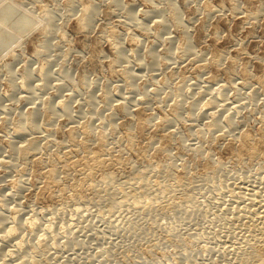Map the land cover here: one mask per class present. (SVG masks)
<instances>
[{
    "label": "rangeland",
    "instance_id": "374dc122",
    "mask_svg": "<svg viewBox=\"0 0 264 264\" xmlns=\"http://www.w3.org/2000/svg\"><path fill=\"white\" fill-rule=\"evenodd\" d=\"M172 1L179 11L182 23L180 27L169 21L171 15L169 0H122L120 5L112 0H0V144L2 151H0V210L4 208L5 213L14 217L16 221L19 220L18 218L26 219L33 215L39 221L51 223L53 235L61 239L54 247H51L52 249L49 248V251L51 249L53 253H48V250H46L47 252L39 251V256V252H36L38 254L34 256L37 260H42L40 261L42 264H102V262L105 264H161L163 262L162 264H164L165 258L177 257L179 259V255L183 258L186 257V261L189 258L204 262L206 260H208L206 262L215 261L220 257L217 253L220 237H214L211 232L214 231V226L221 223L220 217H217V207L221 200L220 196H222V191L219 190L220 183L222 184L221 187L224 188L230 185L235 177L241 178L245 175V177H256L257 173L264 171V141L261 143L262 156L260 155L253 161L246 159L243 160V163L238 160L236 162L233 153V148L240 145V137L244 132L250 133L256 140H264V91L260 92V89L263 88L259 86L261 82H264V14L258 16L260 19L258 17L251 18V15L253 16L258 9H262L264 12V0ZM87 5L93 6L95 11L91 15L92 21L84 26L80 21L84 15L83 9ZM218 7L222 8L220 12L215 11L214 15L208 14L209 9H217ZM87 13L90 14V11ZM207 15L209 18L206 19ZM26 17L27 19H25ZM160 18L169 25V28L166 26V30H162V32L157 31L159 30L157 20H161ZM7 20L10 23L7 24L5 22ZM48 21L51 22L48 24ZM121 22L125 24H121ZM182 28L188 31L194 51L198 54L202 53L204 56V62L207 64L201 62L204 67L206 66L203 70H200L196 64L193 66L186 64L185 58L181 59L183 57L181 48L185 45ZM112 30L115 31L116 37L112 36ZM116 41L119 42L116 43ZM113 43L117 45L114 44V47ZM118 48L121 49L120 51L122 49L127 51L128 56H126L124 63H122L123 61L121 64L116 62V66L113 68L112 63L119 51ZM214 53L215 55L224 53L226 60L224 59L220 64H214ZM169 63L172 65L171 70L170 67L167 68L166 66ZM217 65L222 66L221 68L219 66L218 69ZM156 66L159 69H156ZM226 67L229 68L230 72H225L226 69L229 71ZM124 68L130 71L132 69L135 74L140 76L134 79L135 77L132 78V74L129 73L125 84L120 80L122 78L121 71ZM223 70L225 71L223 72ZM245 71L246 74L244 75ZM25 73H28L31 78L27 87L24 83L25 79L22 78ZM181 77H185L186 81H189L190 84L193 83V85L186 88L185 110L181 114L180 120L174 121L171 127L175 131L171 153L174 156L180 154L178 143H185L186 145L191 143V146L196 145L198 147L203 142L205 147L211 145L212 148L210 154H203V157L197 155L195 150L187 151L183 156L176 157L178 167L175 172L183 176L181 166H187L189 177L192 178V181H196L189 187L191 190L187 188L188 192H186L187 189L184 192L189 193L188 195L193 200L195 199L194 201L191 199L195 206L190 204L189 207V203L186 204L184 198H180L181 193L169 195L170 191H167L164 194V201L172 205L174 202L175 207H171V205V208L169 207L170 209L168 208L169 210L167 209L164 213L156 211L140 217L139 223L143 229L138 227L130 233L127 231L128 229L123 232L122 224L124 225L125 221H121V219L126 220V218L131 217V214L126 213V216L124 212H117L118 214L114 213L118 216L116 219L115 215L97 218L93 212L92 215L84 214L85 217L80 218V214L75 211L71 204L75 198L73 183L68 179H61L62 185L60 184L59 194H65V198L68 200L66 203L58 205L56 203L61 201L59 196L53 197V199L47 195L48 193L41 194L44 185L37 177L39 167L34 165L24 179L26 191L20 198L13 202L8 201L6 204L1 202L6 194L5 187L12 178V174H8L10 177L2 176L4 175L3 159L7 154L5 144L10 136V134L4 138L1 136V129L4 127L2 121L5 118L7 120L6 129L12 131L15 122L19 118L25 119L26 115L34 109L40 108L39 112H42L47 103L56 109H60L61 104L69 103V114L65 115L58 112L50 123L51 129L54 131L51 137L53 140H64L65 132L69 126L78 125V129H80L82 124H88L92 126L95 138H103L104 135L106 141L111 145H121L124 143L119 142L120 137L123 136L125 128L130 124L129 122L138 123L139 116L141 118L153 116L154 122H158L166 114L169 116ZM233 81L235 85H233ZM242 82L243 85H241ZM244 82L248 83L247 86ZM189 83L186 87L190 86ZM22 84L23 86H21ZM208 86H210L209 89ZM236 87L241 91L238 92L239 95ZM255 89L258 90L259 94ZM145 91L147 92L146 95H144ZM212 95H219V100L224 101L225 104L234 102L235 96L240 95L246 99L245 101H243L244 99L241 100L240 103L245 104L248 100L245 108L241 109L242 112L239 110L240 113L234 112L230 109L231 105L227 104L226 107L230 110L227 108L228 111H226L225 107L222 109L220 107L219 110L214 111V117L216 116L215 118L222 124L223 127L221 126V128L223 129L213 132L208 130L210 118L203 113L206 108L205 104ZM123 96H126L127 100L142 98V101H148L147 104L145 103L146 105L144 104L146 110H143V106L136 105V107H132L131 115L118 111V105L126 100ZM234 104L238 103L234 102ZM231 115L235 116L233 117L235 122V125H232L233 128L227 125ZM111 118L115 119V126L110 127L109 120ZM190 122L191 124H189ZM36 123L39 125L38 130L43 133L47 132L46 129H48L49 124L43 117ZM137 123L132 124L131 131L137 148H139L147 145L148 139L152 136V131L143 132ZM112 129L116 132L115 134H113ZM200 131L202 141L199 139ZM78 137L81 140L86 139V136L80 131ZM209 142L212 143L209 144ZM45 153L42 152V155L46 156ZM147 154V158L138 162L145 165H155V168L151 166L154 170H157L166 160L165 156L158 154L155 148H151ZM133 155L134 153L123 154L125 158L136 163L137 159ZM207 159L211 163L220 162L221 166L223 165L221 171L212 173L209 182L202 179L204 164L209 162ZM15 162L18 163V160L16 159ZM151 167L149 169H152ZM121 171L124 173L127 169L122 168ZM235 173L239 176L233 175ZM14 174L16 175V173ZM98 176L85 177L87 184L85 183L83 189L79 190L81 193L78 192L76 198L87 200L92 197V185L98 180ZM227 183L229 184L227 185ZM172 195L173 197H171ZM56 205L57 207H55ZM35 208L37 213L34 212ZM120 215L123 218L119 217ZM142 219L144 220L142 221ZM112 221L115 224H112ZM120 221L121 223H119ZM65 235L68 237L66 240ZM22 238L24 239H22L23 246L32 243V233L22 232ZM68 239L71 241L69 242ZM113 244L116 246L111 248L112 252L110 256H107L108 258L99 256L103 249ZM0 255H3L2 250ZM35 257L33 259L37 261Z\"/></svg>",
    "mask_w": 264,
    "mask_h": 264
},
{
    "label": "bare ground",
    "instance_id": "6f19581e",
    "mask_svg": "<svg viewBox=\"0 0 264 264\" xmlns=\"http://www.w3.org/2000/svg\"><path fill=\"white\" fill-rule=\"evenodd\" d=\"M112 1L114 3H116V4L118 3V5H120L119 3L122 0H112ZM232 4H234V3H232ZM169 6H170L169 11L171 14L170 19H169L170 23H173V25L180 27L182 23H181L178 8L175 6V4L173 3L172 0H169ZM236 6L238 7L237 4H236ZM221 7H218L217 9H215V8L209 9L208 8L209 9V10L207 9L208 14L214 15L213 13L215 11L220 12L222 10ZM83 8H84V6H83ZM204 8H205V6H204ZM206 8H207V5H206ZM234 8L236 9V7H234ZM83 10H84V12H83L84 15L81 17L80 22H81V24H83L85 26V25H88L90 23V21H92L91 15H92V13L94 14L95 10H94V7L90 6V5L89 6L87 5ZM89 11H90V14L87 13ZM110 11H112V10H110ZM260 14L261 15L264 14L262 9L261 10L258 9L257 11H255L253 16L251 15V18L258 17ZM113 15H115V14H113ZM245 16H246V14H245ZM207 17H208V15L205 18L207 19ZM25 19H27V17ZM144 19H147V18H144ZM250 20H253V19H250ZM157 21H156L158 23L157 27L159 29V30L156 29L157 31L162 32V30H166L167 27L169 28V25H167V23L164 20L161 19V20H157ZM5 22L7 24L10 23L8 20ZM50 22L51 21H48V24ZM122 22H124V21H122ZM122 22H121V24H125ZM152 22H153V20H152ZM81 27H83V26L81 25ZM182 34L184 37L183 41H185V45L183 48H181L182 49L181 53H183L182 54L183 57H182V55H180L182 57L181 59L185 58L186 59L185 61H187L186 64L192 65V66L194 64H196L197 66H199L200 70H203L206 67V66L204 67L203 63H201L202 61L204 62V60H205L204 56L202 55V53L198 54L194 51L195 49H193V45L190 41V37H189L188 31L186 29H183ZM170 35H171V32H170ZM112 36L116 37V33L113 30H112ZM162 39H163V37H162ZM112 40L114 41V39H112ZM117 42H119V41H116V43ZM116 43H113V46ZM116 48H117V46H116ZM120 50L121 49H119V51L117 50L118 51L116 53L117 55L114 57V60L112 63L113 68H115L116 62L121 64V62L123 61L122 63H124L125 62L124 60H126V56H128L127 51H125V50L123 51V49H122V51H120ZM225 57H226V55L224 53H219L216 55L214 53V57H213L214 64H220L225 59ZM209 61H210V59H209ZM205 64H207V63H205ZM170 65L171 64L169 63L166 66H167V68L170 67L169 69L171 70L172 65L171 66ZM182 65H183V63H182ZM219 66H218V69H219ZM221 66H220V68H221ZM234 66H236V65H234ZM140 67H142V66H140ZM157 68L158 67L156 66V69ZM187 68H188V66H187ZM210 68H211V66H210ZM226 68H228V67H226ZM226 68H224V69H226ZM221 70H220V72H221ZM228 70H229V68H228ZM243 70H245V68H243ZM154 71H156V70H154ZM224 71L225 70H223V72ZM197 72H199V71H197ZM225 72H230V70L227 71V69H226ZM233 72H234V70H233ZM129 73L132 74V78L135 77L134 79H136L137 76H140V75L135 74L132 71V69L130 71L129 69L124 68L121 71L122 78L120 80L125 84H126L127 79L129 77ZM172 73H174V71H172ZM235 73H233V74H235ZM245 74H246V71H245L244 75ZM226 75H229V74L227 73ZM247 76H248V74H247ZM48 77H49V75H48ZM48 77H46V78H48ZM22 78L25 79L24 83H25V86L27 87V83L31 81L30 75L28 73H25V74H23ZM229 78L230 77H228V79ZM214 80H215V78H214ZM263 81H264V79H263ZM231 82H232V80H231ZM188 83H189V81H186L185 77H181L180 83H179V85H177V88H176V95L173 98V101H174L173 105L171 106V109L169 108L170 109L169 114H168L169 116H167V114H166V116L161 117L158 122H154L153 116H150L147 118H141V116H139L140 119L137 118V119H139L138 123L137 122H134V123L129 122L130 123L129 126L127 128H125L123 136L120 137L119 142L124 143L121 145H111V143L106 141V139L104 138V135H103V138H99V139L95 138V132H94L92 126H90L88 124H84V125L82 124L80 129H78V127H79L78 125L77 126H69L68 130L65 132L66 135H65L64 140H62V141H57L55 139L53 140L51 137L53 136L54 131H53V129H51L50 123L52 122L54 116L58 112L63 113L65 115L69 114V110H70L69 103L61 104L60 109H56V108L50 106L48 103L45 105V107H44L45 110L42 112H39L40 108L38 110L34 109V111H32L31 113L26 115L25 119L19 118L15 122V126L13 127L12 131L6 129L5 124H6L7 120L4 117L5 119L2 121V123L4 124V127L1 129L2 130L1 136H2V138H4L5 136H8V134H10V136H9V140L5 144L6 148H7V150H6L7 154L5 156V159H3L4 163H3L2 167L4 168V175H2V176L6 177V176H9L12 174L11 175L12 178H11V181H8L9 183L5 187L6 194L4 195L1 202L3 201L4 204H6V202L8 203V201L13 202V201L18 200L20 198V196L26 191L24 179L27 176V173L30 171V168L34 165V166L39 167L37 177L41 180V183L44 185L43 191L41 194L48 193L47 195H50V197H52V198L59 196L61 201L60 202L56 201L57 202L56 204H58V205H60V203H66L68 200L65 198L66 197L65 194H63V193L59 194V192H60L59 188L62 185L60 182L61 179H68L71 181V183H73L72 187L74 188V191H75V198L72 200L71 204L74 207L75 211L78 214H80L79 215L80 218H84L85 217L84 214L92 215L93 212H94V214H96L95 217H97V218H102L105 215H110V217H112V215H115L114 213L118 214L117 212H119V213L124 212L126 216H127V214H129V215L131 214V217L128 215V217H130V218H126L124 216L126 218V220H124L122 215L119 216V217L123 218V219H121V221L122 220L125 221L124 225L122 224V226H123L122 228L124 230L122 228H120L123 230V232H126V230L128 229L127 231H129V233H130V231L138 229V227H140V223H139L140 217L142 218L143 216H147V214H149V213L151 214L152 212H156V211H158V212L160 211L163 213L166 212L167 209L172 205L171 203H166L164 201V199H165L164 194L167 191H170L169 195H171V193H173V195L181 193L182 196H180V198H184V202L186 204L189 203V207H190V204L192 205L194 203L193 201L195 199L193 200L191 198V196L188 195L189 193L187 194L184 192L186 191L187 188L190 189L189 187L192 186L191 184L195 180L192 181V178L189 177V175H190L188 172L189 168L187 169V166H184L183 164H182L183 166H181L182 171H183V176H180L177 174V172H175V169L178 167L176 157H180L181 155L183 156L185 152H187V151L191 152L194 150H195L194 152H196L197 155L199 154V155H202V157H203V154H206V153L210 154V150H212V148H211V145H207V147H205L203 142H202V145H199L198 147L196 145H195L196 147L191 146L190 145L191 143H189L187 145L185 143H178V149H179L180 154L174 156L171 153V145H172L173 138L175 136V131H173L172 130L173 128L171 129V127H172V124L174 123V121L180 120L181 114L185 110L184 101L187 100L186 99L187 94L185 91L187 90L186 88H189L193 85V83L192 84L189 83L190 86L188 85V87H186ZM234 83L235 82L233 81V85H235ZM244 84L246 85L248 83L244 82ZM258 84H260V82ZM241 85H243V82ZM21 86H23V84ZM225 86L226 85L224 84V87ZM259 86H260V88H263L262 90L260 89V92L264 91V82H261V84ZM209 87L210 86H208L207 88L209 89ZM243 87H245V86H243ZM184 88H185V90H184ZM241 88H242V86H241ZM245 88H247V87H245ZM258 90H259V88H258ZM258 90H256V92H258ZM225 91H226V89H225ZM220 92H222V91H220ZM238 92H241L240 89L237 90V94H238ZM155 93H156V91H155ZM217 93L219 94L218 91H217ZM146 94H147V92L145 91L144 95H146ZM213 94H215V93H213ZM258 94H259V92H258ZM219 95H217V96L212 95L207 100V102L205 104L206 108H205V111L203 112L205 115H207V117L210 118L208 130L211 132H213L215 130H220V129L222 130L223 129V128H221L222 124H220L218 119L215 118L216 116L214 117V111H216L217 109L219 110L220 107H221V109L223 107H225L226 111H228V109H229L228 107H226L227 103L225 104L224 101L219 100L220 99V98H218ZM242 95H244V94H242ZM242 95L237 96V97L235 96V98H234V100H235L234 102H236L238 104H234L233 101L232 102L230 101L231 103L228 102V104H227V105H231L230 109H232L234 112H239V110H241L242 108H245L244 106H246L247 105L246 103H248V100L245 102L246 105L244 103H240L241 100L244 99V97H241ZM245 95H247L246 92H245ZM121 98H122V96H121ZM125 98H126V96L124 97V99ZM129 98H132V97H129ZM181 98H183V99H181ZM236 99H238V100H236ZM122 100H123V98H122ZM245 100L246 99H244L243 101H245ZM122 102L118 105V108H119L118 111H123L124 114L127 113L128 115L130 114L132 107H134V106L136 107V105L143 106L144 107L143 110H146V107L144 106V104L148 103V101H146V102L142 101V98L141 99L138 98V100H134L133 98L131 100H129V99L127 100V98H126V100L122 101ZM167 107H169V106H167ZM225 109H223V110H225ZM223 110H221V111H223ZM231 111H229V112H231ZM240 112H242V110ZM233 113H230V114L234 115ZM239 113H237V114H239ZM232 115L230 117L228 116L229 117L228 121L226 118L227 125L231 126V127H232V125H235L234 124L235 122L233 121V117H235V116H232ZM41 117H43L44 120H46L47 124H49L48 129H46V131H47L46 133H43L40 130H38L39 125H37L36 121L41 119ZM192 121H194V120H192ZM191 122L189 124H191ZM136 123L140 126V128L143 132L146 131L148 133L150 130L152 131V133L150 132L152 134V136L148 139L147 145H144V147L140 146L139 148H137V145H136L135 140L133 138L131 126H132V124H136ZM109 125H110V127L113 125L115 126V119L114 118H111L109 120ZM187 126H188V124H187ZM234 128H236V127H234ZM79 131L82 132L86 136L85 140L79 139V137H78ZM115 133L116 132L113 130V134H115ZM200 134H201V131L199 132V137H200ZM263 135H264V133H263ZM241 137H240L241 142H239L240 145L238 144L239 146H236L233 148V153L235 154V156H234L235 161L236 162L239 161L240 163H243V160H246V159H250L253 161L254 159L259 158L261 155V143L264 140H262V139H261L262 141L260 139L256 140L248 132H244L241 135ZM236 138H238V137H236ZM262 138H263V136H262ZM21 139H24V140L21 141ZM199 139H200V141H202L201 137ZM211 143L212 142H209V144H211ZM200 144H201V142H200ZM151 148L152 149L155 148V150L158 154L162 155L163 157L165 156V158H166V160L163 161L162 165L159 166L157 168V170L153 169V168H155L154 167L155 165L154 166L147 165V164L145 165V164L138 162L140 160L143 161L145 158H147V155H148L147 153ZM94 149H96V150H94ZM0 151H1V144H0ZM42 152L43 153L46 152L45 153L46 156H43ZM124 153H129V154L134 153L133 156L137 159L136 163H133L132 160L125 158L123 156ZM16 159L18 160V163L15 162ZM222 166H221L220 162H212L211 163L209 161V162L205 163L204 164V173H203V177H202L203 181L209 182V179H210L212 173H216V171H218V170L221 171V169H223ZM150 167L152 169H149ZM122 168L127 169V171H124V173H122V171H121ZM14 173H16V175ZM222 174H223V172H222ZM230 174H232V173H230ZM236 174L237 173H235L233 175L236 176ZM90 175H92V178H93V175H95V176L99 175L98 176L99 178L97 177L98 180L96 182L93 180L95 182V184L92 185V197H89L87 200H80V198H76V194L78 192L81 193L79 190L83 189L82 187H84V185L86 183L85 177H88ZM245 176H243L241 178L235 177L233 179V182H231L230 185H228L229 183H227L228 186L224 187L225 189L221 187V185H222L221 183H220V187L218 186L220 188L219 190L222 191V196H220L221 200H220V203L218 204V207H217L218 212L217 211L216 212L218 213L217 217L218 218L220 217L219 221H221V223L219 222L220 223L219 225L217 224L216 226H214L215 229L213 228L214 231L211 233H213L214 237L216 236V238L220 237L219 238L220 240H218L219 246L217 245L218 246L217 253H219L218 255L220 256L219 259H215V261L213 260L210 262H206V261H208V260H206L204 262L203 260H195V259L193 260V259L189 258L190 260L187 259V261H186L185 260L186 257L183 258V256L177 255L179 257V259L177 257H176L177 259L176 258H165L164 264H264V171L257 173L256 177L255 176L245 177ZM224 184H226V183H224ZM216 186H217V184H216ZM204 187H207V186H204ZM188 189L186 192H188ZM173 195L171 197H173ZM40 196H43V195H40ZM173 201H174V199H173ZM174 205L175 204L173 202V205L171 207H173ZM204 205L206 206V204H204ZM186 206H183V207L186 208ZM55 207H57V205ZM209 208H210V205H209ZM3 209L0 210V251L2 250V253H3L2 256L0 255V264H42V262H40L42 260L38 259L39 260L38 261L37 258L35 257L38 254V253L36 254V252H39V251L40 252H42V251L47 252L46 250H48V253L52 252L51 247L52 246L54 247L61 239V238H58V237L53 235V232L51 229V226H52L51 223L48 221H42V220L39 221L38 218L34 217L33 215L29 216L26 219L18 218L19 220L16 221V219L14 217L8 216ZM181 211L183 212L182 209H181ZM34 212L37 213L36 208H35ZM35 213H33V214L35 215ZM114 217L118 218L117 215H115ZM149 217H150V215H149ZM209 217H210V215H209ZM116 219H114V220H116ZM143 220L144 219H142V221ZM209 220H211V219H209ZM116 221H119V220H116ZM121 221L119 223H121ZM113 223L114 222L112 221V224ZM103 225H105V224H103ZM114 226H112V227L114 228ZM140 228L143 229L142 227H140ZM181 228H183V227H181ZM22 232L32 233V239H31L32 243L31 244L23 246ZM33 233H34V235H33ZM121 234H122V232H121ZM133 234H134V231H133ZM190 236H192V235H190ZM214 237H213V239H214ZM66 238H68V237L66 236L65 240H66ZM70 241L71 240H69V242ZM66 246L68 247V245H66ZM111 246H108L105 249H103V251H101V254L99 256L104 257V258H108L107 256L108 255L110 256V253L112 252L111 248H113L116 245L113 244ZM49 248H51L50 251H49ZM152 248H150V249H152ZM23 249H25V250L23 251ZM55 251L57 252V250H55ZM40 252H39V256H40ZM99 252H100V250H99ZM48 253H46V254H48ZM41 255H42V253H41ZM33 256L35 257V260H37V261H34ZM68 257L70 258V256H68ZM192 258H194V257H192ZM51 261H52V259H51ZM101 261H103V260H101ZM96 262H98V260H96ZM103 263L104 262H102V264ZM162 263L163 262H161V264Z\"/></svg>",
    "mask_w": 264,
    "mask_h": 264
}]
</instances>
